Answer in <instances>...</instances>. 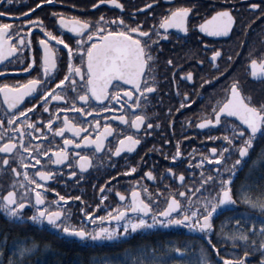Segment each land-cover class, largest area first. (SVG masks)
Returning <instances> with one entry per match:
<instances>
[{
	"label": "snow or ice",
	"instance_id": "6c2138e0",
	"mask_svg": "<svg viewBox=\"0 0 264 264\" xmlns=\"http://www.w3.org/2000/svg\"><path fill=\"white\" fill-rule=\"evenodd\" d=\"M8 2L11 3V0ZM17 2L19 3V0ZM45 3H51V0H38L31 8H27L25 13H0V16L11 20H22V23L19 24L0 22V61H4L6 57H12L14 53H24L25 48H27V59L22 60L21 67L14 70L23 71L26 74L33 68L37 71L36 76L30 75L27 80L17 83L15 86L0 83V95L3 96L5 110L8 112L7 124L9 126L8 129L4 130L5 138L0 142V154H2L0 166H3L0 167V171H4L11 164V173L15 177L21 176L18 167L25 168L27 163L25 153H27L30 160L35 161L32 165L35 177H39L41 181H47L53 175L49 171L42 170L46 166L49 153L52 154L51 163L53 165L64 162V166H67L69 157L68 151L65 150L67 146H94L95 150L99 151L104 144L105 137L114 134L112 125L107 122V115L104 117L103 127L100 126V122L90 118L82 128L79 123H73L68 115L63 116L61 126L50 127L53 121L60 123V119L56 115L57 112H68L69 109L55 108L50 111L49 101L69 99L66 95L61 94L60 89H67L73 93L78 92L79 94L74 95L69 102L73 115H80L81 118L89 117V113L96 115L106 113L108 109L104 107V104L110 107L114 103L118 105L114 111L119 114L115 115L113 119L120 122L121 125L128 120V117L123 113L135 109L137 114L131 116V128L139 130L141 122L146 121V116L140 114L139 101L147 97L155 87L152 82H148L146 86L142 83V80L145 79L142 77V73L147 76L153 62L151 49L157 47L161 37L167 38L170 28L186 32L185 21L190 12V8L185 6L170 8L158 18V23L154 21L148 28H144L143 21L137 24H129L121 16L105 19L102 14L92 20L76 15L65 16L63 13L53 11L50 15L55 18L58 29L61 32L67 30L73 34L70 37L73 42L70 43L66 42L62 35L54 34L46 28L39 16L33 17L32 20L24 18L26 13H31L34 8ZM102 3L114 5L120 9L124 7L120 0H95L90 6L95 8ZM148 7V3L142 5V8ZM247 7L249 11L260 12L261 15H264V12L261 11L264 9V0L251 2ZM25 25L31 26L25 29ZM233 26L234 16L228 7H221L213 11L211 15L195 25L201 32L211 36L227 34ZM33 28L39 29L42 33L36 39L38 47L35 59H33L32 40L30 38ZM245 31H247V25H245ZM26 35L29 37L27 40ZM262 42H264V38H262ZM219 55H221L219 48L212 51V61L214 62ZM77 59L79 62H76ZM228 59L231 60L232 57L229 56ZM65 60L66 69H64ZM168 63L171 64L172 61L169 60ZM247 65L250 67L252 77L260 75L264 78V52L259 53V58H257L256 50L250 49L247 55ZM215 67L217 66L214 64ZM4 70V67L0 66V71ZM61 70L63 71L62 77L48 86L57 72ZM185 75L187 80L193 79L191 71L186 74L181 73L182 77ZM217 75H222V73L218 72ZM211 79H215V77ZM69 83L70 89L67 87ZM26 97H31L35 103L29 102L28 107H23L21 102L25 101ZM133 99L136 102H131ZM184 100L188 104L192 103L187 92L184 93ZM145 103H147L146 100ZM89 104H93L94 107H89ZM37 105L42 106L39 112L33 111ZM183 106L182 102L181 107ZM8 110H12V112ZM13 112L14 114H12ZM44 112L48 113L49 119L41 118ZM30 116H35V120L30 119ZM231 117H235L238 123L228 124L225 127L221 136L222 141L225 142L224 146L219 149L210 148L208 150L210 155L197 160L196 165H202L205 160L220 162L222 157L227 160L233 153H237L236 157L226 168H221L218 171L213 169L216 175H209L201 179L200 183L196 185L200 192H204L201 185H206V183H211L215 188V191L205 192L202 197L193 199L191 186H188L187 194L184 189L179 191V199L176 195L169 194L166 197V203L161 208L154 209L150 205L158 202V200L145 202V199L141 198V190L133 186L130 204L109 210L103 216L94 215L95 209L86 212L81 208L80 211L84 214L82 219L88 223L77 226L70 222L67 213L61 212L59 207H56L57 201H52L53 207L49 209L48 202L45 201L41 191L37 190L43 189L45 185L37 183L35 179L29 176V172L24 170L22 173L23 180L13 179L8 190L0 197V211L10 223L17 225L31 223L42 231H51L57 238L74 237L84 243L121 241V238L127 237L130 232L153 229L157 225L163 227L179 225L193 233L201 234L215 252L216 259H213L211 254L201 252L196 264H245V257L249 255V251H245L235 258L227 254L220 256L219 252L215 251L217 245L213 244L210 239L213 232L220 235L224 225L231 221L235 227L231 233L223 232L224 237L231 243L249 244L250 241L251 249L259 252V259L256 264H264V191L253 197L251 193L243 191L245 185H242L235 194L231 187L233 174L242 166L254 142L257 138L264 137V102H253L250 96L243 93L242 86L235 79L225 89L224 97L213 105V112L209 114L208 118L198 120L197 127L203 129L206 126L220 125L222 119L227 121ZM17 120L18 122L13 127V122ZM37 121L44 129H47V132H53L55 137H59L65 129L69 133H74L76 137H80L84 129L87 128L94 131V136L85 134L76 141L65 135L63 138L64 147H50L47 151H43L41 144L37 143L35 145L37 152L34 153L30 141L29 146L25 147V134L33 131L41 133L42 129L36 127ZM156 126H159V122ZM148 128H151V124L148 125ZM47 132L43 134L47 135ZM210 139H216V137ZM235 140H239L240 143L234 144L233 141ZM138 143L139 140L132 135H121L112 154L116 155L123 149L132 151ZM20 149L23 151H19ZM10 155L15 163H11ZM73 155L75 157V154ZM180 155L179 147H177L175 154L170 159L176 160ZM40 157L45 158V164L41 163ZM257 160H264V150L253 160L252 165H255ZM88 161L87 155H81L75 162L83 170L88 167ZM38 167L41 170H37ZM135 170L134 167H127L126 173H133ZM172 171L171 168L167 169L168 173H172ZM67 175L73 176L74 173L68 171ZM144 175L149 178L153 177L151 171H145ZM183 178V173L175 175V180L182 181ZM109 179L112 178L109 177ZM25 180L28 181V187L24 185ZM31 185H35V187H31ZM100 187L103 189L105 185L102 184ZM14 189L21 190L19 197H17ZM55 191L53 188L52 192ZM156 191L157 193L160 192L159 189ZM144 192H147L146 188ZM33 195L34 202L32 200ZM56 195L58 201L61 202L71 199V197L59 193ZM116 196L120 201L125 200V195L119 191L116 192ZM100 199L103 200L104 197L101 196ZM184 200L187 202L183 203ZM238 203L244 204L249 213L254 211L262 214L259 226L256 225L253 218V222L248 225L247 229H244L239 220L232 219L231 214ZM29 204L32 206V211L25 216L23 210ZM224 213L230 215L214 226L216 218ZM239 215L244 217L243 212ZM106 221L109 223H105ZM4 239L7 240L6 235ZM13 244L14 247L9 254L7 264H32L31 258L33 256L43 254L44 251L52 248L50 242L41 243L35 237H17ZM170 250H174L180 255L185 253V249L175 247L174 249H166L164 253L156 254L153 252L151 258H148L146 251L151 252L152 250H141L138 255L130 256L128 264H161V258ZM2 251L3 249L0 248V252ZM127 251L125 249V252ZM105 261L106 264H119L118 261L110 260L107 257H105ZM0 264H4V262L0 261Z\"/></svg>",
	"mask_w": 264,
	"mask_h": 264
},
{
	"label": "flooded vegetation",
	"instance_id": "af4514ba",
	"mask_svg": "<svg viewBox=\"0 0 264 264\" xmlns=\"http://www.w3.org/2000/svg\"><path fill=\"white\" fill-rule=\"evenodd\" d=\"M37 2L38 0H19L18 3L17 0H11V3H9L8 0H0V13H25L27 8H31ZM94 2L95 0H51V3L42 4L38 8H34L31 13H26L24 18L32 20L33 17L39 16L46 28L50 29L54 34L62 35L66 42L72 43L73 41L70 40V37L73 34L67 30L61 32L58 29L55 18L50 15L53 11L63 13L65 16L76 15L81 18H91L92 20L102 14L105 19L121 16L129 24H137L143 21L144 28H148L154 21L158 23V18L170 8L185 6L190 8V12L185 21L186 32L170 28L168 29L167 38L161 37L157 47L151 49L153 62L150 65V71L147 76L142 73V77H145L142 83L146 86L148 82H152L155 87L147 97L139 101L140 114L146 116V121L141 122L139 130L131 128V116L137 114L135 109L123 113L128 117L127 122L123 125L113 119L115 115L119 114L114 111V109L118 108V105L114 103L110 107L104 104V107L108 109L106 113H100L99 115L89 113V117L83 118L80 115H73L69 101L74 95L79 93L60 89L61 94L66 95L69 99L49 101V110L67 108L69 111L57 112L56 115L59 117L60 123L53 121L50 127L61 126L64 115H68L73 123H79L82 128L84 123L90 118L100 122V126L103 127L104 117L107 115V122L112 125L114 134H109V136L105 137L104 144L99 151L95 150L94 146H67L65 149L69 153L67 166H64V162L53 165L51 163L53 157L49 153L46 166L42 169L53 174L47 181H41L39 177H35L32 168L35 161H31L27 153H25L27 161L25 168L21 169L18 167L21 176L15 177L11 173V164L4 171H0V197L8 190L13 179L23 180L22 173L27 170L32 179L45 185L43 189L37 190L41 191L45 201L48 202L49 209L53 207L51 202L57 201L56 207H59L61 212L67 213L70 222L77 226L88 223V221L82 219L84 214L80 211L81 208L86 212L95 209L94 215L103 216L109 210H115L130 204L131 188L133 186L141 190V198L145 199V202L158 200V202L150 205L154 209L161 208L166 203V197L169 194L176 195L178 199L180 198L178 193L181 189H184L187 194L188 186H191L193 199L202 197L205 192L215 191L211 183L201 185L204 188V192H200L196 185L200 183L201 179L209 175H216L213 169L218 171L230 165L237 153H233L227 160L222 157L220 162L205 160L200 166L196 165V161L209 156L208 150L210 148L216 147L219 149L224 146L225 142L222 141L221 136L225 127L228 124L238 123V120L235 117H231L227 121L222 119L220 125L206 126L203 129L197 127L198 120L208 118L209 114L213 112V105L224 97L225 89L229 87L230 82L234 79L239 81L243 93L250 96L253 102H264V78L260 75L252 77L250 75V67L247 65V55L250 49L256 50L257 58H259V53L264 52V42H262V38H264V15H261L260 12L249 11L247 7L249 3L259 2V0H120V3L124 5L123 9L107 3H102L92 8L90 5ZM145 3L149 4L146 9L142 8ZM221 7L230 8L234 16V26L229 33L211 36L195 27V25L211 15L213 11ZM261 11L264 12V9ZM0 22L19 24L22 23V20H11L0 16ZM245 25H247V31H245ZM30 26L25 25L24 27L27 29ZM39 35H42L41 31L33 28L30 34L33 59L36 56L38 47L36 39ZM28 38L26 35V40ZM217 48L221 50V55L213 62L211 52ZM26 53L27 48H25L24 53H14L12 57H6L4 61H0V66L5 69L0 71V83H8L15 86L17 83L27 80L30 75H37L35 68L29 70L27 74L23 71L14 70L21 67L22 60L27 59ZM229 56L232 57L231 60L228 59ZM169 60L172 61L171 64L168 63ZM76 62H79V60L77 59ZM214 64L217 67L214 68ZM64 69H66V60L64 61ZM189 71L193 73L191 81L187 80L186 75L184 77L181 76V73L186 74ZM218 72L222 73V75H217ZM62 75V70L57 72L48 86H51V83H55V80L60 79ZM212 77H215V79H211ZM205 81L207 83H204ZM121 83L123 84L124 82ZM67 87L70 89V83ZM185 92L192 99L191 104L184 100ZM145 100L147 103H145ZM29 102L35 103V100H32L31 97H26L25 101L21 103L23 107H28ZM131 102L136 101L133 99ZM182 102L184 104L183 107H181ZM100 103L103 104V102ZM81 106L83 107V105ZM88 106L94 107L93 104ZM17 107L19 108V106ZM41 107V105H37V108L33 111L39 112ZM5 109L3 96L0 95V142L5 138L4 130L9 127L7 124L8 112ZM8 111L12 112V110ZM29 118L35 120V116H30ZM41 118L46 120L50 117L47 112H44ZM18 120L13 122V127ZM157 122H159L158 127L156 126ZM149 124H151V128H148ZM36 127L42 129L41 133L33 131L25 134V147L29 146L30 141L34 153L37 152L35 148L37 143L41 144V150L43 151H47L50 147H64L63 138L65 135L76 141L85 134L94 136V131L91 128L84 129L80 137H76L74 133H69L67 129L59 137H55L53 132H47V129H44L38 121L36 122ZM229 131L231 130L229 129ZM45 132H47V135L43 134ZM121 135H132L139 140V143L132 151L123 149L120 153L113 155L116 142L119 141ZM211 137H216V139H210ZM257 139L243 163L249 158L252 149L257 143ZM233 143L238 144L240 141L235 140ZM177 147H179L181 155L176 160H172L170 157L175 154ZM19 151H23V149ZM73 154H75V157ZM81 155L89 157L88 167L83 170L75 162ZM0 158H2V154H0ZM40 159L41 163L45 164V158L40 157ZM10 161L15 163L11 155ZM127 167H134L136 170L133 173H126ZM169 168L173 170L172 173L167 172ZM37 170L41 169L38 167ZM68 171H72L74 175L68 176ZM145 171H151L153 177H146L144 175ZM180 173L184 174L183 180H175V175ZM109 177L112 179L110 180ZM232 181L233 179L231 184ZM102 184L105 185L103 189L100 187ZM24 185L28 187V181L25 180ZM31 187H35V185H31ZM53 188L56 190L55 192H52ZM145 188L147 192H144ZM157 189L160 190L159 193H157ZM14 190L17 193V197H19L21 190ZM117 191L125 195L124 201H120L116 196ZM57 193L69 196L71 199L64 202L58 201ZM101 196L104 197L103 200L100 199ZM32 200L34 202V195ZM182 202L186 203L187 200ZM31 211L32 206L29 204L23 210V214L27 216ZM0 214L4 216L2 211H0ZM105 223L109 222L106 221ZM21 226L40 230L31 223ZM157 226L161 227L160 229H185L179 225L172 227ZM47 232L53 234L51 231ZM137 232H130L127 237H122L121 239H126ZM63 239L70 242L72 240L79 241L71 237ZM106 242L113 241H98L86 244Z\"/></svg>",
	"mask_w": 264,
	"mask_h": 264
},
{
	"label": "trees",
	"instance_id": "16d2710c",
	"mask_svg": "<svg viewBox=\"0 0 264 264\" xmlns=\"http://www.w3.org/2000/svg\"><path fill=\"white\" fill-rule=\"evenodd\" d=\"M262 150H264V137H259L249 158L233 175L231 187L234 194L241 189L242 185L246 186L243 191L251 193L253 197L264 191V160H257L256 164L252 165L253 160L258 157ZM241 212L244 213V217L239 215ZM229 215V213H224L218 216L214 226ZM231 215L233 220L240 221L244 229H247L248 225L253 222V218L257 226L261 223L262 214L254 211L249 213L244 204L238 203ZM234 227L229 221L224 225L223 232L231 233ZM223 232L220 235L213 232L210 236L212 243L217 245L215 251L219 252L220 256L227 254L235 258L245 251H249V255L245 257V264H256L259 259V252L251 249L250 241L249 244L231 243L224 237ZM17 237H35L41 243L46 241L51 243V250H46L43 254H37L31 258L32 264H106L105 257L118 261L119 264H128L130 256L138 255L141 250H152L151 252L146 251L148 258H151L153 252L156 254L164 253L166 249H174L175 247L185 249L184 255L177 254L174 250L167 251L166 255L161 258V264H196L201 252L211 254L213 259H216L215 252L201 234L186 230H146L137 232L126 239H121V241L86 244L74 240L66 241L47 231L10 223L5 216L0 214V248L3 249L0 252V261H3L4 264H7L9 260V254L14 247L13 241ZM125 249L128 251L125 252Z\"/></svg>",
	"mask_w": 264,
	"mask_h": 264
},
{
	"label": "rangeland",
	"instance_id": "374dc122",
	"mask_svg": "<svg viewBox=\"0 0 264 264\" xmlns=\"http://www.w3.org/2000/svg\"><path fill=\"white\" fill-rule=\"evenodd\" d=\"M161 227H158V226H156L155 228H153V229H148V230H155V229H160Z\"/></svg>",
	"mask_w": 264,
	"mask_h": 264
},
{
	"label": "water",
	"instance_id": "95a60500",
	"mask_svg": "<svg viewBox=\"0 0 264 264\" xmlns=\"http://www.w3.org/2000/svg\"><path fill=\"white\" fill-rule=\"evenodd\" d=\"M176 229H178V228H176ZM71 238H74V237H71Z\"/></svg>",
	"mask_w": 264,
	"mask_h": 264
}]
</instances>
